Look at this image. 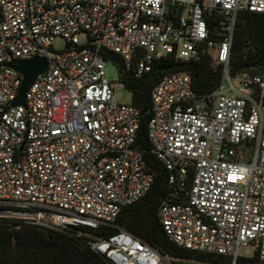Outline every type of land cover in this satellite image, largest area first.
Wrapping results in <instances>:
<instances>
[{"label":"built area","instance_id":"obj_1","mask_svg":"<svg viewBox=\"0 0 264 264\" xmlns=\"http://www.w3.org/2000/svg\"><path fill=\"white\" fill-rule=\"evenodd\" d=\"M242 13L264 14V0H0V218L113 228L86 242L111 264H178L117 224L155 173L137 144L142 109L116 100L104 52L142 78L162 57L210 51L224 67L212 95L199 97L187 71L151 94L148 142L171 188L157 218L179 248L232 264L252 248L264 263V74L229 72ZM34 58L48 68L13 106L23 76L11 65Z\"/></svg>","mask_w":264,"mask_h":264},{"label":"trees","instance_id":"obj_2","mask_svg":"<svg viewBox=\"0 0 264 264\" xmlns=\"http://www.w3.org/2000/svg\"><path fill=\"white\" fill-rule=\"evenodd\" d=\"M213 28V22H209ZM218 37V35H213ZM105 59L114 63L121 82L133 95V103L142 109V122L138 146L143 151L148 167L155 173L149 192L136 204L123 209L117 224L143 242L157 248L163 255L178 264H232V260L218 255L182 249L166 236L157 218V211L166 196L171 193L169 173L151 152L148 142V124L152 117L151 94L167 75L180 71L191 74L194 90L199 97L212 95L219 88L224 67L215 63L212 53L206 51L198 62H184L166 56L155 61L151 72L136 78L127 70L119 55L105 51ZM264 61V14H240L231 52L229 72L231 76L264 74L255 69ZM82 234L80 237L79 234ZM116 233L113 228L87 230L71 227L64 232L47 233L37 226L19 219L0 218V264H111L104 256L93 252L86 242L91 238H106ZM237 264H264L258 255L240 257Z\"/></svg>","mask_w":264,"mask_h":264},{"label":"water","instance_id":"obj_3","mask_svg":"<svg viewBox=\"0 0 264 264\" xmlns=\"http://www.w3.org/2000/svg\"><path fill=\"white\" fill-rule=\"evenodd\" d=\"M11 66L23 76V82L13 106H25L29 88L47 70L48 62L44 58H34L33 60L19 61L16 65ZM259 67L264 69V61L260 65H256L255 69Z\"/></svg>","mask_w":264,"mask_h":264},{"label":"rangeland","instance_id":"obj_4","mask_svg":"<svg viewBox=\"0 0 264 264\" xmlns=\"http://www.w3.org/2000/svg\"><path fill=\"white\" fill-rule=\"evenodd\" d=\"M79 40L81 43H85L86 42V35H84V34L79 35ZM65 47H66V43L62 39H57L54 42L55 51H63L65 49ZM31 60H33V59H31ZM105 77L109 82H113V83L118 84L116 89H115L116 100L118 102L124 103V104L133 103L132 93L127 88H122L121 86H119V84H121L122 82L120 79L119 70L114 63L107 62ZM42 230H44V229H42ZM44 231L47 233H55V232H52L49 230H44ZM253 255H254V250L252 248H245L241 251L242 257L251 258V257H253Z\"/></svg>","mask_w":264,"mask_h":264},{"label":"flooded vegetation","instance_id":"obj_5","mask_svg":"<svg viewBox=\"0 0 264 264\" xmlns=\"http://www.w3.org/2000/svg\"><path fill=\"white\" fill-rule=\"evenodd\" d=\"M257 70H259V69H263V67H259V68H256Z\"/></svg>","mask_w":264,"mask_h":264}]
</instances>
